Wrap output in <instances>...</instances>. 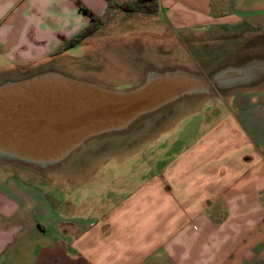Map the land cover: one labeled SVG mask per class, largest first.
<instances>
[{
    "label": "crops",
    "instance_id": "obj_1",
    "mask_svg": "<svg viewBox=\"0 0 264 264\" xmlns=\"http://www.w3.org/2000/svg\"><path fill=\"white\" fill-rule=\"evenodd\" d=\"M79 2L102 24L58 52L91 23L74 0H0V81L108 55L121 36L141 39L143 51L155 41L185 47L264 17V0H156L153 14ZM177 113L148 139L144 161L123 159L120 147L109 162L105 151L82 163L68 156L49 178L1 164L0 264H264V88L185 101Z\"/></svg>",
    "mask_w": 264,
    "mask_h": 264
},
{
    "label": "rangeland",
    "instance_id": "obj_2",
    "mask_svg": "<svg viewBox=\"0 0 264 264\" xmlns=\"http://www.w3.org/2000/svg\"><path fill=\"white\" fill-rule=\"evenodd\" d=\"M131 24L135 23L131 22ZM140 24L135 25L140 26ZM132 40L124 36L117 37L114 39L117 42L114 46L116 52L108 55L90 53L84 59L73 62L70 58L63 57L58 61L56 60V63H50L43 68L21 71L23 74L4 79L0 81V85L52 71L102 88L127 91L140 85L142 74L146 71L148 74L149 72L184 71L193 75H200L208 81L226 69L237 70L242 73V77L235 81V84H241L239 86L225 88L228 85L212 84L205 92L183 95L171 104L152 113L139 116L126 129L104 133L85 140L68 158L70 159L69 162L79 158L78 163H82L84 157L94 158L103 154V151L107 155L105 154L100 158L109 162L114 158V155L111 156L108 153L113 154L119 147L121 149L118 155L125 153L121 156L123 159L134 161L136 156H139L138 160L144 161L145 158L142 156L145 153V145L149 142L148 139L156 136V132H161V127L175 122L178 105L201 97L210 100L216 95L224 96L231 91L264 88V17L251 18L244 23L234 25H222L218 28V32L212 31L195 39H187L185 47L181 43L180 46L174 45L172 41H170L169 47L160 46L155 41V43L149 42L146 50L143 51L141 39ZM77 54L79 53L70 55L75 57ZM103 56H106L107 59L104 60ZM212 101L215 102V100ZM183 120L180 121L183 122ZM105 148L111 150H104ZM130 148L133 149L130 150ZM65 159L51 166L39 167L7 160L4 156H0V165L25 167L27 177L42 175L49 178L56 171H65L68 163ZM74 168L78 170L82 167ZM137 169L138 173H141L138 167ZM134 170L132 167L133 172Z\"/></svg>",
    "mask_w": 264,
    "mask_h": 264
},
{
    "label": "water",
    "instance_id": "obj_3",
    "mask_svg": "<svg viewBox=\"0 0 264 264\" xmlns=\"http://www.w3.org/2000/svg\"><path fill=\"white\" fill-rule=\"evenodd\" d=\"M230 72V73H229ZM223 73L234 78L219 82ZM223 70L210 81L184 71L149 73L137 87L110 90L45 72L0 85V156L39 167L63 161L89 138L126 129L139 116L212 84L236 81Z\"/></svg>",
    "mask_w": 264,
    "mask_h": 264
},
{
    "label": "trees",
    "instance_id": "obj_4",
    "mask_svg": "<svg viewBox=\"0 0 264 264\" xmlns=\"http://www.w3.org/2000/svg\"><path fill=\"white\" fill-rule=\"evenodd\" d=\"M76 4L90 17L91 23L80 31L72 39L66 41L59 49L58 52H62L75 44L76 42L81 41L86 38L93 32H95L102 24V18L93 14L89 9L84 7L79 0H74ZM107 6L116 7L120 10L126 12H141L146 14H153L157 11L156 0H132L130 2L114 3L110 0H106Z\"/></svg>",
    "mask_w": 264,
    "mask_h": 264
},
{
    "label": "bare ground",
    "instance_id": "obj_5",
    "mask_svg": "<svg viewBox=\"0 0 264 264\" xmlns=\"http://www.w3.org/2000/svg\"><path fill=\"white\" fill-rule=\"evenodd\" d=\"M229 73H230V72H229ZM229 73H223L222 77L219 78V79H220L219 82H222L223 80H227V79H231V78H234V77H235L234 75H230ZM238 76H239V77H242V73L239 72V73H238Z\"/></svg>",
    "mask_w": 264,
    "mask_h": 264
}]
</instances>
